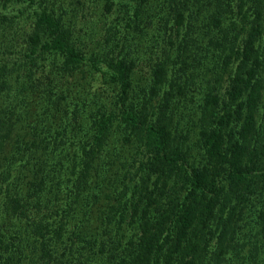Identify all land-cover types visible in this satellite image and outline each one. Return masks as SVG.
I'll return each instance as SVG.
<instances>
[{
  "label": "trees",
  "instance_id": "16d2710c",
  "mask_svg": "<svg viewBox=\"0 0 264 264\" xmlns=\"http://www.w3.org/2000/svg\"><path fill=\"white\" fill-rule=\"evenodd\" d=\"M102 1L98 31L76 17L91 0L69 10L64 0H0V264H264V0L159 1L169 10L159 19L150 86L137 92L127 41L142 30L147 0ZM199 20L215 81L202 99L195 166L173 132L177 77L167 62L172 48L174 66L183 65L189 39L178 32ZM92 31L100 38L89 48ZM84 70L90 83L72 85ZM94 83L112 93L103 99ZM68 97L78 100L61 110ZM82 106L87 128L73 143L66 134L84 122ZM51 107L62 114L53 134L43 123ZM115 119L136 150L93 227L102 188H90L100 176L91 171ZM244 210L258 226L245 259L236 239Z\"/></svg>",
  "mask_w": 264,
  "mask_h": 264
},
{
  "label": "rangeland",
  "instance_id": "374dc122",
  "mask_svg": "<svg viewBox=\"0 0 264 264\" xmlns=\"http://www.w3.org/2000/svg\"><path fill=\"white\" fill-rule=\"evenodd\" d=\"M75 1L77 0H64L65 4L67 5V10L71 8L74 9V6H79ZM91 1L92 3H90L91 9L89 13L87 14V12L84 11V17L79 14V9H77L78 15H76V17L80 19V22L82 21L83 26L87 24H90L91 26V24L95 23L99 27L98 31H101L100 25L104 21L102 13H105L103 9L104 2L102 0L99 2L96 0ZM94 1L95 3H93ZM159 1L161 0H147L142 2V14L140 17V27L142 30L140 32L137 30L129 32L127 51L129 52V57L133 58L136 64L134 72L131 75V82L133 89L135 90L134 92H137L141 89L145 90L146 87L150 86L149 84L151 78L149 67L152 64V54L158 45V43H156L154 40L156 37L157 28L160 27L159 19H161L163 14H166L169 10L168 8H165L167 4H164L162 7ZM127 2L133 6L136 5V1L134 0H127ZM160 11L161 15L157 18V14ZM162 11L164 13H162ZM201 14L204 18L205 15L206 17L208 16L205 11H201ZM66 15L70 16L71 12L68 11ZM202 16L199 18L202 19ZM225 23L227 24V20H225ZM204 30L205 29H203L201 20H199L198 24L192 29V31L181 29L178 32L180 33L179 38L182 39L184 37L187 40L189 39V42L186 44L185 54L180 57L184 61L183 65L178 63L174 66L173 61H177V53L174 52L172 48H168L172 58L167 62L169 76L172 75L177 77L176 80L173 77L177 86L174 88V97L170 99V110L173 112V132L174 134L177 133V140H179L181 143L179 146L182 151L186 153L187 164L195 166L199 165L201 162V151L197 142V133L200 126L199 119L201 116L202 99L204 94L208 91L209 83L212 85L213 81H215V76L212 75L214 72V66L212 65V62L209 61V58L205 59V52H201V49H205L207 42L204 38H201V35H205ZM177 34H171L173 39L178 38ZM99 38V34H96V31H92V34H89L88 36L86 47L93 48L95 44L94 42L96 41V44H98L97 40ZM194 41L196 44L193 43ZM175 43L178 44L179 42L176 41ZM195 57L199 58L200 64H197L193 61ZM181 66H183L184 69L177 72V68H180ZM174 69L176 70L175 75H173ZM224 75L226 74L224 73ZM84 78L87 79L86 82L88 81V83H90V77L88 74H86L85 70L83 73L75 74L73 76L72 85L76 86L78 82L75 83V81H82ZM94 86L102 88L104 92L103 99L108 98V96L112 93L110 90L107 91L101 87L100 83H94ZM77 100L78 99H74V97H68L65 102H62L61 110L64 109L68 111L73 109V106L76 104ZM154 101L155 100L150 103L154 104ZM50 109H52L51 116L48 117L47 121L43 123H45L44 127L50 130V132L53 134L57 129H59L58 125L61 123L62 114L58 108L51 107ZM55 109L58 110L55 111ZM80 111L82 113L81 118L84 122L79 124V126L82 127L76 126L75 129L69 128L66 134L73 143H75V140L77 141V139H83L81 138L82 136L80 129L84 128L86 130L87 128V118L84 114L83 106L80 107ZM87 111H89V109ZM258 123L261 126H264V118L260 117L259 119V115ZM75 132L78 134L76 139L72 138L75 137ZM124 134H127L129 139L127 143L123 140L125 136ZM136 140V137L129 133V131H126L123 127V124H121L118 120L115 119L110 125L100 152L93 163V170L91 171L92 175L97 173V176L100 174L101 178L99 180L100 176L98 178L93 177L90 183V188L92 189L95 187L97 183H99L102 188L100 192L101 196L98 198V202L94 205L93 210L90 213L92 218L91 225L93 227L98 224L97 217L101 215L102 210L107 205L106 198L110 195L111 191L118 182L117 179L122 173V164L129 163L132 156L134 155L136 150ZM74 145L75 144L69 148L67 147L66 149H72ZM260 201L261 203L259 205L264 204V198H260ZM254 217L253 219L258 221V219ZM237 220H239V222H237L238 236L236 235L237 247L241 249V254L243 255L242 258L245 259L246 252L249 251L251 246L254 244L258 226L254 222L253 224L251 223L252 219L249 218L248 210H244L243 216L238 217ZM128 230L124 228L123 232H125V235H129L130 232H128ZM261 245H264V243H261ZM230 256H232L231 253L226 254L227 260ZM259 256H261L260 252H258V257Z\"/></svg>",
  "mask_w": 264,
  "mask_h": 264
}]
</instances>
